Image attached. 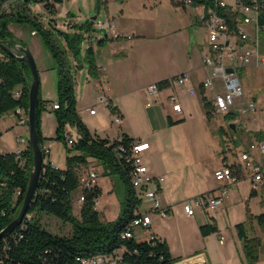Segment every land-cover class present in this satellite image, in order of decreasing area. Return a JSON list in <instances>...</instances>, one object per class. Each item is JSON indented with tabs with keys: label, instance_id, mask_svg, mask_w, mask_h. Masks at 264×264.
<instances>
[{
	"label": "trees",
	"instance_id": "1",
	"mask_svg": "<svg viewBox=\"0 0 264 264\" xmlns=\"http://www.w3.org/2000/svg\"><path fill=\"white\" fill-rule=\"evenodd\" d=\"M62 2L63 0H0V42L4 45V47L0 46V118L18 109L23 110L28 116L31 70L27 62L14 58L8 51V49L14 50L17 44L24 45L14 35L9 25L26 23L41 36L59 71L57 99L44 100L41 91L39 94L36 118L39 143L44 149L46 140H59L64 143L67 151L64 169L54 167L49 162L44 164L40 185L25 216L24 225L0 240V264H83L80 257L98 254L121 255L122 259L118 264H173L175 258L165 239L156 237L155 234L154 238L145 235L143 239H136L135 232H132L131 238L123 237L125 230L135 220L134 210L139 204V199L130 182V167L123 164L122 157L115 156L114 148L121 142L127 143L135 138L127 134L115 140L101 138L98 134L92 133L78 115L73 66L69 55L71 53L74 59L78 60L85 35L96 30L95 21L90 18L80 24H70L69 27L73 31H64L56 27L55 18H50L46 25L41 16L32 10V5L42 3L48 14L54 16L57 14V5ZM172 4L184 5L179 0H172ZM202 4L207 8L214 6L213 0H192L193 6ZM219 13L227 18L231 28L236 26V15L229 7L219 8ZM260 22L264 24V15ZM107 39H109L107 35L99 39L98 45L103 44ZM84 61L87 63L89 74L99 78L96 51L92 45L86 49ZM77 67H82L81 61ZM169 80L164 79L157 83L163 89L168 87ZM17 88L22 91L18 98L14 96ZM201 101L207 118H213L212 102L205 95L202 96ZM50 102H52L51 107L55 103L59 104V108L55 109L57 130L55 136L46 137L41 128V113ZM109 108L112 113H116L117 107L109 104ZM234 118V113L224 115L229 129H231L229 124ZM181 121H174L168 116V123L171 126ZM68 124L75 126L77 137V140L71 143L65 139V129ZM220 129L225 133L223 127ZM258 139H264L263 132H259ZM91 158L103 166L105 173L115 175L123 188V196L120 199L121 210L117 218L112 221L105 220L101 212L96 209L95 203L102 194L101 188L98 185L87 188L82 184L81 178L84 171L91 166ZM32 165L33 146L30 142L23 148L21 155L16 151H0V231L18 215L22 207ZM229 165L239 180L245 177V172L239 163ZM261 186L264 207V182ZM77 190L84 195L79 216L74 214L73 194ZM257 195V188H253L250 196ZM41 214L52 215L69 223L72 226L71 235L59 236L46 230L39 221ZM250 216L256 220L264 234V211ZM211 219L212 222L200 226L203 236L219 232L216 221ZM235 227L247 263H256L260 259L263 239L252 234L253 230L248 228L246 222L237 223ZM130 231L132 230H128ZM145 233H152V228L146 229Z\"/></svg>",
	"mask_w": 264,
	"mask_h": 264
},
{
	"label": "rangeland",
	"instance_id": "2",
	"mask_svg": "<svg viewBox=\"0 0 264 264\" xmlns=\"http://www.w3.org/2000/svg\"><path fill=\"white\" fill-rule=\"evenodd\" d=\"M224 1L232 5L236 2V0ZM41 4L42 3H35L32 5V10L34 13L43 17L42 21L48 25L50 17H46L44 6ZM166 4H172V0H109V2L106 0H63L57 9V20H55V22L57 28L69 31L71 20L74 24H80L96 15L101 19H105L107 18L106 13L109 10V12L116 17L117 22L122 26H125L127 29L133 28L139 35L153 37L160 31L164 32L170 20H175V15ZM117 14L119 16H117ZM12 28L19 37L14 35L21 40L24 45L29 47L30 41H41L46 48L40 35L32 38L30 33H28L27 29H32L30 25L26 23H15ZM198 35L201 38H206L207 28H199ZM85 36L86 38L82 43V51L78 56V60L76 61L71 53L69 55L73 66L72 71L75 82H77L78 72L80 73L84 65L87 64L84 61V56L89 37L96 36L103 38L105 36V31L94 30L91 34L87 33ZM261 43L264 47V37H261ZM193 56L192 54V57ZM79 61H81L82 64L80 68L77 67ZM185 67L186 65H183L182 62L181 68L184 69ZM58 73V68L55 70V73L54 71L40 73L41 97L48 93L51 99L56 98L58 79L56 83L54 74L58 76ZM82 75H84V73H82ZM240 76L245 86V96L248 99H253L257 103V111L244 115L237 124L235 130L229 129L227 120L224 119L223 114H214L211 121H205L203 116L205 109L200 100L201 97L199 99L197 95L191 96L187 89L183 88V90L179 91V96L186 111L187 121L185 122V120H182L180 123H184L179 126L177 130L184 131L185 137L175 145L168 142V134L165 129H171L172 126L168 123V117L165 115V110H163V105L161 103L157 106L151 105L145 108L144 102L140 101L137 92L128 93L122 97L120 103L124 114V130L134 136L149 139L150 141L155 139L157 131H161L162 146L160 145V147H158V155L154 156L152 164L163 165V160L166 164L167 161H169L170 167L175 171V176L172 180L174 179V193L176 197L184 198L190 194L206 189L209 185L214 186L216 181L212 177V168L214 167L213 165H215L214 161L216 158L220 156L225 157V160L230 163L240 161L241 152L248 149L250 143L258 139L259 132L264 133V73L256 68H243L240 70ZM147 82V75L145 73L144 81L137 84L136 87L139 88ZM128 90L127 86L124 91ZM208 100L210 102L214 100L211 91L208 92ZM45 118L46 113L43 111L41 113V128L43 119V121H45V131H50L54 134L57 121L56 117L52 121L48 119L44 120ZM9 120L11 121L13 118L7 119L2 117L0 119V132L3 133L0 136L1 152L17 151L23 148L24 142H20L19 139L23 138L27 140L29 136L28 128L25 126L21 128V126L17 125L14 129L12 128V130L5 131V122ZM219 125L224 128L225 133H222ZM169 146V150L173 152H170L168 159L159 155V152L162 151V147L168 148ZM90 163L95 164V161L93 160ZM116 180L118 182V179ZM261 185L262 184H259L257 186L258 195L251 197L250 194L254 187L245 171L244 178L238 179L237 182L228 186V192L223 207L220 210L211 211L216 215L218 223L222 230L225 231L227 237L235 231L237 223L246 222L248 228L251 231L253 230L252 234L258 235L263 239L264 234L261 232L256 220L252 219L250 216V214L256 215L264 211ZM79 193H81L80 190L74 192V203L75 195L78 198ZM122 196L123 188L121 184L118 183L113 193V197L116 199V207L114 206V208L117 213H120L121 210L120 199ZM189 198L182 199L181 201L179 200L182 208L178 211L176 210L171 217L163 218L167 222L165 225L166 232L172 241V254L175 258L173 264L189 256L205 251L204 239L197 238L198 228L196 229V224L184 214L183 206ZM74 214L79 216V207L77 204L74 207ZM39 221L46 230L53 234L70 236L72 233V226L69 223H65L52 215L41 214L39 216ZM144 236L145 234L143 231L139 229L135 230L136 239H143Z\"/></svg>",
	"mask_w": 264,
	"mask_h": 264
},
{
	"label": "crops",
	"instance_id": "3",
	"mask_svg": "<svg viewBox=\"0 0 264 264\" xmlns=\"http://www.w3.org/2000/svg\"><path fill=\"white\" fill-rule=\"evenodd\" d=\"M106 1L109 2V0ZM41 5L43 6V4ZM59 6L60 4L57 5V9ZM166 6L169 7L172 13L175 15V20H170L165 27V31H160L153 37L139 35L137 31H134L133 28L127 29L125 26H122L119 22H117L116 17L113 16L109 10L106 13L107 18L105 19L99 18L98 15L92 17L94 21L111 22L113 27L110 29H103L105 31V36L107 35L109 39H107L101 45H98V40L102 37H89L87 48L92 45L96 51V63L99 68V78L92 77L89 74L87 64L84 65L81 72H78L77 74L78 77L77 82H75V92L77 97V113L92 133L98 134L101 138H109L110 140L118 139L124 134H127L130 137L144 139L150 143L151 149L145 153V163L153 175L162 178L161 194L163 202L170 209V213L167 216L169 218L176 212V210L178 211L180 208H182L180 203L182 199L190 197V200L193 197L210 192L221 186V184L214 179V170L222 167L224 164L240 162L237 161L230 163L229 161L225 160V157L221 156L216 158L214 161L215 165H213L214 167L212 168V177L216 181L214 186L209 185V187L206 189L190 194L184 198H178L174 193V179L172 180V178L175 176V171L172 169V167H170V164L168 163L169 161H167L166 164L163 160V165L152 164L154 156L158 155V147L161 145V131H157L155 139L150 141L149 139L134 136L123 128L124 114L120 102L125 94L135 92L139 94L138 97H140V101L144 102L145 108L151 105L157 106L161 103L163 105V110H165L164 113L167 117L171 116L172 120L174 121L185 120L186 122V111L183 105V113L176 117L173 116L169 97L171 94H177L180 100L179 91L183 90V88L187 89L188 91L187 86L164 88L162 91H160L159 95L155 97L150 96L147 91L150 84L164 79L173 78L184 71H190L192 73L190 85L197 88V96L199 99L200 97L202 98L203 95L208 98L209 91L212 92L214 97L213 90L204 89V93H202L203 88L201 86L202 81L209 75V70L204 66L203 63L204 54L207 52L208 31L206 38H201L198 35L199 28L206 27L205 23L201 19V16L204 12L203 6L195 7L174 4H166ZM44 13L46 17L55 18V20H57V14L50 16L45 8ZM117 16L119 15L117 14ZM41 19H43V17H41ZM13 24L15 23H11L9 27L11 31L17 37H19V35L12 28ZM70 24H74L72 23V20ZM27 31L30 33L32 38L38 36V34H32L33 30L30 28L27 29ZM69 31H73V29L70 28ZM29 47L36 59V64L39 68V74L48 73L50 71H54L55 73L57 66L54 63L55 61L47 47L45 48L41 41H30ZM192 54L194 55L193 57ZM180 62H183V65H186L184 69L181 68ZM260 71L264 73L262 70ZM82 73H84V75H82ZM145 73L147 75L148 82L145 85L137 88L136 85L144 81ZM54 76L57 83L58 76H56V74H54ZM98 82H100L103 86L102 92L97 88ZM125 86H128V91H124L126 88ZM101 93H104L108 97L109 104H111L113 107H117L116 113L111 112L109 105H101L99 107V111H97L95 114H91L89 112V108H92L98 104ZM189 95L191 94L189 93ZM49 96L50 95L46 93L44 96L42 95V98L44 100L51 101H55L57 99V96L54 99H51ZM245 98L247 101H254L253 99H248L246 96ZM51 104L52 102L48 103L47 108L44 110L46 113V118L44 120L48 119L52 121L55 118V110L52 109ZM203 116L205 121L209 122L212 120V118H207L205 110ZM3 118H13V120L5 122V131L12 130V128L14 129V127L18 125L21 126V128L24 126L27 127L29 132L28 116L23 110L9 112L5 114ZM183 123L184 122L172 125L171 129H165L166 133L168 134V142H171L170 144L175 145L179 143L183 137H185L184 131L177 130L178 127ZM219 128H221V125H219ZM42 130L44 136L46 137L55 136L57 130V121L55 124L54 134L50 131H45V121H43V119ZM28 143L29 136L27 140L24 139L23 148L26 147ZM45 146L49 147L46 160L58 168L64 169L66 167L67 157V151L64 143L59 140H46ZM169 149L170 146L168 148L162 147V151L159 152V155L168 159L170 152H173ZM91 160H94L95 164L90 165L92 167L95 165L94 167L97 168L100 173V178L97 185L102 190V194L99 198L100 202L96 209L101 212V215L105 220L112 221L119 215V212L117 213L114 208V206L116 207V199L113 197V193L116 190L117 184L120 182H117L115 175H109L105 173L103 166L95 159L91 158ZM79 196L80 193L78 198ZM78 198L75 195L74 207L77 204L80 212L82 203L79 202ZM186 215L196 224V229L198 228L197 238L204 239L205 251L189 256L176 264H249L246 261L242 242L238 237L236 229L227 237L225 231L220 227L214 212L206 214L201 209H197L195 215ZM211 218L216 221L219 227V232L203 236L200 232V226L212 222ZM153 219V233L156 235V237L165 239L168 242L172 253V241L167 234L165 227L167 223L166 220L160 216H153ZM222 236L224 237L223 243L220 242V238ZM263 254L264 246L261 249L259 261L254 264H264Z\"/></svg>",
	"mask_w": 264,
	"mask_h": 264
},
{
	"label": "built area",
	"instance_id": "4",
	"mask_svg": "<svg viewBox=\"0 0 264 264\" xmlns=\"http://www.w3.org/2000/svg\"><path fill=\"white\" fill-rule=\"evenodd\" d=\"M179 1L184 5L193 6L192 0ZM213 2L214 6L208 8L205 4L199 5L204 8L201 19L208 31L207 52L204 54L203 63L209 70V75L202 81L201 86L205 90L214 91V100L212 101L214 114L234 113L233 122L238 124L244 115L257 111L256 102L247 101L245 98L240 70L253 67L264 72V47L261 43L264 24L260 22L264 15V0H236L234 5L228 4L224 0H213ZM226 7L234 11L236 15V26L233 28L230 27L227 18L219 13V8ZM111 27H113L111 22H94L96 30L110 29ZM32 34L37 33L32 31ZM191 80L192 73L184 71L170 78L168 88L187 86L189 93L195 96L198 94V90L190 85ZM97 88L101 92L103 91L100 82L97 83ZM147 91L150 96L155 97L159 95L162 89L156 82L150 84ZM21 94L20 88L14 92V96L17 98ZM169 100L173 116L181 115L183 107L177 94H171ZM101 105H109L108 97L104 93H101L98 104L88 110L91 114H95ZM52 108L53 110L58 109L59 104H53ZM18 110L22 111L21 109ZM65 139L70 143L77 140L75 126L69 124L66 126ZM19 141L24 142V139L20 138ZM150 149L151 146L148 141L137 138L127 143L121 142L114 148L115 156H121L123 164L130 167V182L134 184V190L139 199V204L134 210L135 221L123 233L124 238H128V230L139 229L142 231L141 222H148L152 226L153 216L158 215L166 218L170 213V209L163 202L161 194L162 178L153 175L145 163V153ZM43 150L47 156L49 147L45 146ZM16 152L21 155L23 148ZM239 162L242 170L247 172L254 188L262 184L264 182V139H257L250 143L249 148L241 152ZM45 163H48L46 158ZM213 176L221 186L186 201L183 207L189 216L195 215L197 209H201L206 214L212 210L221 209L225 203L228 186L239 179L229 164H224L214 170ZM99 178L98 169L90 166L84 172L81 180L84 187L92 188L97 185ZM78 199L82 203L84 195L81 193ZM99 202L98 199L95 203L96 207ZM28 218H30L29 215ZM23 222L19 227L24 225ZM143 232L150 238H154L153 231L152 233ZM220 242H224L223 236L220 238ZM80 258L83 264H118L122 259L121 255L112 254H98Z\"/></svg>",
	"mask_w": 264,
	"mask_h": 264
},
{
	"label": "water",
	"instance_id": "5",
	"mask_svg": "<svg viewBox=\"0 0 264 264\" xmlns=\"http://www.w3.org/2000/svg\"><path fill=\"white\" fill-rule=\"evenodd\" d=\"M0 46L4 47L1 42ZM8 51L14 58L20 61L27 62L32 74V81L29 87L28 125L29 142L33 146V165L30 170L29 183L22 207L18 215L4 229L0 231V240L12 234L23 222L38 191L45 164V153L39 143V138L36 130L37 108L40 94L39 70L35 58L27 45L17 44L14 50L8 49ZM229 127L235 130L236 123L231 122L229 124Z\"/></svg>",
	"mask_w": 264,
	"mask_h": 264
},
{
	"label": "bare ground",
	"instance_id": "6",
	"mask_svg": "<svg viewBox=\"0 0 264 264\" xmlns=\"http://www.w3.org/2000/svg\"><path fill=\"white\" fill-rule=\"evenodd\" d=\"M116 157H121V156H116ZM131 184H132V187L134 188V184L133 183H131ZM148 228H152V226H150V223H148V222H141V230L142 231H145ZM132 232H135V230H132V231L128 232V238H131L132 237Z\"/></svg>",
	"mask_w": 264,
	"mask_h": 264
}]
</instances>
